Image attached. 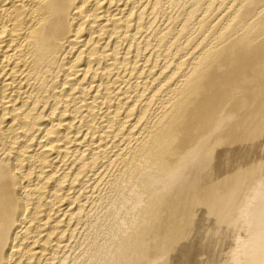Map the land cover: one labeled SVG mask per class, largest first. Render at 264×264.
I'll use <instances>...</instances> for the list:
<instances>
[{
  "label": "bare ground",
  "instance_id": "1",
  "mask_svg": "<svg viewBox=\"0 0 264 264\" xmlns=\"http://www.w3.org/2000/svg\"><path fill=\"white\" fill-rule=\"evenodd\" d=\"M78 248L264 264V0H0V264Z\"/></svg>",
  "mask_w": 264,
  "mask_h": 264
},
{
  "label": "rangeland",
  "instance_id": "2",
  "mask_svg": "<svg viewBox=\"0 0 264 264\" xmlns=\"http://www.w3.org/2000/svg\"><path fill=\"white\" fill-rule=\"evenodd\" d=\"M136 202L138 203V202H140V200H139V201L137 200V201L132 202V204H131L129 207H127V208H126L124 205H123V206H124V208H123V207L121 206L122 204L120 205L121 208H120V206H118L119 208H117L118 211H119V214H120V212L123 213V211H124V214H120V215L118 214V215L116 216V218H117L116 221L118 220V221H117L118 223L116 222V224H117V226L119 227V226H120V223H121V226H120L121 228L119 227V229H122V231H123V228H124V229H126V230H124V231L126 232V231L129 229V227L132 228V226H133V225H132V226H129V227H128V226L125 227V225H126L125 223H127L128 225H131V224H130V223H131V222H130V218H129V215H128V214L133 215V213H134L133 210L135 211V210H136V207L139 205V203H138V205H137ZM135 203H136V204H135ZM133 205H137V206L135 207V206H133ZM131 206H132L133 209L130 208ZM134 208H135V209H134ZM119 209H121V211H120ZM124 209H125V210H124ZM131 210H132V211H131ZM118 211H117V212H118ZM125 211L127 212V215H128V216L125 214V213H126ZM130 211H131V212H130ZM132 212H133V213H132ZM123 215H124V216H123ZM118 216H119V217H118ZM126 216H127V219L129 218L128 220L126 219ZM120 217H122V218H120ZM124 217H125V218H124ZM120 219H121V222L119 221ZM123 219H126L127 221H126V220H123ZM131 219H132V216H131ZM122 221H123V222L126 221V222L123 223ZM124 224H125V225H124ZM127 228H128V229H127ZM129 230H131V229H129ZM129 230H128V231H129ZM124 231H123V233H125ZM106 237H107V235H106ZM106 237H105V238H106ZM134 242H135V241H134ZM133 244H134V243H133ZM86 245H87L86 247H89V245L92 247V242H87ZM82 247H83V246H82ZM91 247H90V248H91ZM135 247H136V244H135ZM93 248H94V247H93ZM95 248H96V247H95ZM95 248L91 250V252H90L91 254L85 252V253L88 255V258L92 257V255H94L93 253L96 254V250H95ZM131 248L133 249L134 246L131 247ZM79 249H80V248L77 249L78 252H79ZM132 249H131V251H132ZM80 250H81V249H80ZM94 251H95V252H94ZM127 251L130 252V249H127L125 252H127ZM125 252H124V254H129V252H127V253H125ZM85 253H81V252H79V253H78L79 255H76L77 257L74 258L75 260H74V263H73V264H76L75 262H77V261H79L77 264H84L85 262H84V261H80L78 258H82V257H84ZM80 255H81V257H79ZM90 255H91V256H90ZM108 258H110V257H107V258L105 259L104 264H105L106 262H107L106 264H114V263H115V264H117V263L120 264V263H121L120 260H117V261L114 260V261L117 262V263H116V262L113 261L112 258H110V259H108ZM77 259H78V260H77ZM111 259H112V260H111ZM108 260H109V261H108ZM111 261H113V262L111 263ZM108 262H109V263H108Z\"/></svg>",
  "mask_w": 264,
  "mask_h": 264
}]
</instances>
